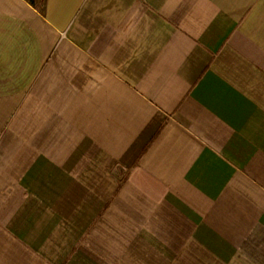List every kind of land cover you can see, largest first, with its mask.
Wrapping results in <instances>:
<instances>
[{
    "label": "crops",
    "instance_id": "crops-1",
    "mask_svg": "<svg viewBox=\"0 0 264 264\" xmlns=\"http://www.w3.org/2000/svg\"><path fill=\"white\" fill-rule=\"evenodd\" d=\"M0 264H264V0H0Z\"/></svg>",
    "mask_w": 264,
    "mask_h": 264
},
{
    "label": "trees",
    "instance_id": "trees-1",
    "mask_svg": "<svg viewBox=\"0 0 264 264\" xmlns=\"http://www.w3.org/2000/svg\"><path fill=\"white\" fill-rule=\"evenodd\" d=\"M28 1L33 6H35L42 15H45L47 0H28Z\"/></svg>",
    "mask_w": 264,
    "mask_h": 264
}]
</instances>
